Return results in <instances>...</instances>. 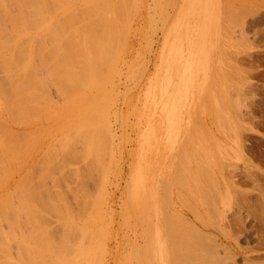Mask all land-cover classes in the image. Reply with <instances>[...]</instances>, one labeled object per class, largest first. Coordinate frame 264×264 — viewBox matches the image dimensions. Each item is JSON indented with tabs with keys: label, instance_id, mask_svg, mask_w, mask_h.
Segmentation results:
<instances>
[{
	"label": "rangeland",
	"instance_id": "obj_1",
	"mask_svg": "<svg viewBox=\"0 0 264 264\" xmlns=\"http://www.w3.org/2000/svg\"><path fill=\"white\" fill-rule=\"evenodd\" d=\"M28 1L0 0L33 66L21 98L0 61V264H175L179 209L209 222L206 260L264 264V0Z\"/></svg>",
	"mask_w": 264,
	"mask_h": 264
},
{
	"label": "bare ground",
	"instance_id": "obj_2",
	"mask_svg": "<svg viewBox=\"0 0 264 264\" xmlns=\"http://www.w3.org/2000/svg\"><path fill=\"white\" fill-rule=\"evenodd\" d=\"M32 1H33V0H32ZM32 1H31V2H32ZM87 1H88V2L90 1V2H91V1H93V0H87ZM108 1H109V0H108ZM121 1H122V0H121ZM121 1H120V3H121ZM140 1H141V0H140ZM157 1H158V0H157ZM160 1H161V0H160ZM28 2H30V1H28ZM31 2H30V3H31ZM76 2H77V1H76ZM84 2H85V1H84ZM88 2H87V3H88ZM98 2H99V1H98ZM98 2L95 1V2H93V4H92V2H91V4H92V10H91V11H92V12H94V10H95V9L93 8L94 3L97 4ZM100 2L103 4V2H102L101 0H100ZM105 2L108 3L107 0H105L104 3H105ZM111 2H112V0H111ZM113 2H116V4H117V3L119 4L118 0H117V1L114 0ZM113 2H112V3H113ZM85 3H86V2H85ZM106 3H105V4H106ZM23 4H24V3H23ZM79 4H82V3H79ZM91 4H89V5H91ZM98 4H100V3H98ZM105 4H103V5H105ZM109 4H110V2H109ZM116 4L114 3V5H116ZM121 4L125 5L124 3H121ZM156 4H157V3H156ZM26 5H28V3H26ZM35 5H36V4H35ZM35 5H34V6H35ZM89 5H87V7H88ZM110 5H112V4H110ZM110 5H109V6H110ZM21 6H22V4H21ZM21 6H20V7H21ZM34 6H33V7H34ZM64 6H65V5H64ZM84 6H85V4H84ZM112 6H113V5H112ZM120 6H122V5H120ZM120 6H119V8H120ZM154 6H156V5H154ZM157 6H158V5H157ZM29 7H30V6H29ZM85 7H86V6H85ZM87 7H86V8H87ZM90 7H91V6H89V8H87V9H85L86 11L89 10V11H87L88 13L91 12V11H90V9H91ZM125 7H126V5L124 6V9H126ZM130 7H131V6H130ZM158 7H159V6H158ZM24 8H25V7H24ZM63 8H64V7H63ZM105 8H106V7H105ZM110 8H111V7H110ZM110 8H109V9H110ZM119 8H118V9H119ZM27 9H28V7H27ZM30 9H31V8H30ZM93 9H94V10H93ZM109 9H108V11H107V9H106V12H107V13H105V14H108V13H109ZM111 9H112V11H113V10H116L115 6L112 7ZM118 9H117V10H118ZM131 9H132V8H131ZM5 10H6V9H5ZM80 10L82 11V8H81ZM100 10H101V11H102V10L104 11L105 9H103V6H102V8H101ZM120 10H121V8H120ZM133 10H134V9H133ZM76 11H77V10H76ZM81 11H79V12L81 13ZM124 11H125V10H124ZM22 12H23V11H22ZM74 12H75V11H74ZM84 12H85V11H84ZM92 12L88 14L90 17H91V15H92ZM104 12H105V11H104ZM113 12H114V11H113ZM113 12L110 11V14L112 13V15H113ZM116 12H117V11H115L114 13L116 14ZM125 12H126V11H125ZM18 13H19V12H18ZM77 13H78V12H77ZM82 13H83V12H82ZM85 13H86V12H85ZM85 13H84V14H85ZM120 13H122V10H121V12H119V16L121 15ZM126 13H127V12H126ZM29 14H30V13H29ZM100 14H101V13H100ZM102 14H103V13H102ZM127 14H128V13H127ZM23 15H24V14H23ZM85 15H87V14H85ZM124 15H126V14H124ZM129 15H131V14H129ZM8 16H9V15H8ZM19 16L22 18L21 15H19ZM77 16H78V14H77ZM81 16H82V15H81ZM101 16H102V15H101ZM107 16H108V15H106V17H107ZM121 16H122V15H121ZM135 16H136V15H135ZM23 17L25 18L26 16L24 15ZM115 17H116V15H115ZM123 17H124V16H123ZM123 17H122V18H123ZM127 17H128V16H127ZM127 17L125 18L126 20H127ZM14 18H15V16H14ZM48 18H50V17H48ZM117 18H118V17H117ZM120 18H121V17H119V19H120ZM122 18H121V19H122ZM11 19H12V16H11ZM22 19H23V18H22ZM28 19H29V17H28ZM28 19H25V20H28ZM30 19H32V18H30ZM101 19H103V16H102V18H100V20H101ZM104 19H105V18H104ZM106 19L108 20V22L110 21L108 18H106ZM17 20H19V19H17ZM25 20L23 19L24 22H25ZM48 20H49V19H48ZM82 20H83V19H82ZM94 20H96V19H94ZM94 20H93V21H94ZM100 20H96L94 23L96 24V22L99 21V22H97V23L101 24V23H100V22H101ZM113 20H114V17H113V19L111 20V23H112V22H113V24L116 23V25H115V27H116V26H117V22H116L117 19H116L115 21H113ZM14 21H15V20H14ZM14 21H13V22H14ZM30 21H32V20H30ZM43 21L46 22V20H43ZM50 21H51V20H50ZM50 21H49V22H50ZM52 21H53V20H52ZM102 21H103L102 23L105 24V22H104L105 20H102ZM120 21H121V20H120ZM122 21H123V20H122ZM16 22H17V21H16ZM26 22H27V25H28V21H26ZM33 22H34V20H33ZM45 22H44V23H45ZM123 22H124V21H123ZM20 23H21V22H20ZM42 23H43V22H42ZM47 23H48V22H46V24H47ZM55 23H56V22H55ZM63 23H64V22H63ZM71 23H72V20H71ZM111 23H110V24H111ZM121 23H122V22H120L119 24H121ZM124 23H125V22H124ZM127 23H128V22H127ZM127 23H126V24H127ZM15 24H16V23H15ZM15 24H14V25H15ZM17 24H18V23H17ZM104 24H103V25H104ZM14 25H13V26H14ZM19 25H20V24H19ZM22 25H23V24H22ZM27 25H26V26H27ZM41 25H42V24H41ZM41 25H37L36 28H38V26L40 27ZM43 25H44V24H43ZM49 25H51V24H49ZM56 25H57V23H56ZM56 25L54 26V28H56V30H57V27H58L59 29H61V27L63 26V24H60V25H61V26L59 25L60 27H59L58 25H57V27H56ZM69 25H70V24H68V27H67V28L65 27V29H68V30H69V29H70V28H69V27H70ZM71 25H73V24H71ZM79 25H80V24H79ZM101 25H102V24H101ZM106 25H107V24H106ZM106 25H104V26H106ZM64 26H65V25H64ZM87 26H88V25H87ZM87 26H86V27H87ZM91 26H92V25H91ZM104 26H102L101 28H103ZM109 26H110V25H109ZM111 26H112V24H111ZM16 27H17V26H16ZM16 27H15V28H16ZM20 27H21V26H20ZM20 27H18V28H20ZM93 27H94V25H93ZM95 27H97L98 29L100 28L98 25H97V26L95 25ZM107 27H108V25H107ZM107 27H106V28H107ZM119 27H121V26L119 25ZM123 27L125 28V26H123ZM21 28H22V27H21ZM21 28H20V29H21ZM26 28H27V27H26ZM26 28H25V29H26ZM47 28L49 29L50 26H48ZM51 28H52V25H51ZM51 28L49 29L50 31H48V32H50V33L52 32V33L49 35V37H50V36H52V37L54 36L55 39H56V42H57V40H59V38H57V35H58L57 33H58V32L55 30L56 32L54 33V29H53V31H52ZM89 28H90V27H89ZM101 28H100V30H101ZM110 28H111V27H110ZM16 29H17V28H16ZM16 29H15V30H16ZM20 29H18V30H19V33H21V31H22L23 28L21 29V31H20ZM25 29L23 30L24 33H25ZM98 29H97V30H98ZM112 29H113V27L111 28V30H112ZM114 29H115V30H113V32L115 33V32H116V29H117V31H118V26H117L116 28H114ZM120 29H122V28H120ZM120 29H119V30H120ZM72 30H73V28H72ZM90 30H92V29H90ZM93 30H94V29H93ZM97 30H96V32H99V31H97ZM109 30H110V29H109ZM109 30H108V34H107V29H106V31H103V34H104V35L107 34V36H105V40L107 39V42L110 43V37H109V36H110V32H109ZM125 30H126V28H125ZM61 31H62V30H61ZM61 31H59V32H61ZM84 31H85V30H84ZM94 31H95V30H94ZM122 31H123V30H122ZM122 31H121V33H123ZM14 32H15L14 37H16V36L18 35V32H17V31H14ZM38 32H39V31H38ZM74 32H75V31L73 30V33H74ZM87 32H89V29H88ZM16 33H17V35H16ZM26 33H27V31H26ZM44 33H45V31H44ZM71 33H72V32H71ZM73 33H72V34H73ZM78 33H79V30H78ZM99 33H100V32H99ZM12 34H13V33H12ZM54 34H56V35H54ZM80 34H81V33H80ZM95 34H96V33H95ZM123 34H124V33H123ZM20 35H21V34H20ZM32 35L35 36V34H32ZM69 35H70V34H69ZM99 35H100V34H99ZM99 35L97 36V40H96V39H95V40H96L97 42L100 41V43H99V47H100V44H101V46H102V50H101V52H102V51H106V55H107L108 52H110V50L108 51L109 45H108L107 42L104 40V35L101 34V35H102V39H103L102 41L104 42V43H103L104 45H103L102 42H101V40H99V39H101V35H100V38H99ZM112 35H113V33H111V38H112ZM114 35H115V34H114ZM116 35H117V34H116ZM121 35H122V34H121ZM12 36H13V35H11V36H7V37H9L8 39H6L7 42H4L5 39L2 41V37L0 38V46H2V47H3V46H5V47L7 46V49H8V47H9V48H11V50H12V51L10 52V54L8 55L9 58H8V57H4V56H5V55H4V56H3L4 58L1 57L2 59H0V61L3 63V65H4L5 68H6L5 70H6V76H7V78L9 79V81L11 82V84L13 83V84L15 85V87H14L13 84H12V90H13V87H14V92H15L16 94H18V93L21 94L20 96H21V98H22V97L25 96L24 94H23V96H22V93H26V89H27L26 85H25V86L23 85V83H26V82H25V81L22 82V79H24L23 76H25L26 74H28L27 71L31 70V69L33 68V66H31L32 64L30 65V67H32V68H30V67L28 66V65H29V62H30V55H31V54H29V52L27 51V49L29 48V47H28L29 44L26 43L27 41H24V42H25L24 45L27 44L28 46H26V47H28V48H25V49H24V47H22V45H21L20 42H18V41H17V42H14L15 40L12 42V40L10 39V37L12 38ZM18 36H19V35H18ZM22 36H23V35H22ZM26 36H27V38L30 37L29 34H26ZM26 36H25V38H26ZM62 36H63V34H62ZM88 36H90V33H89ZM91 36L93 37L92 34H91ZM91 36H90V40H89V41H93V39H91V38H92ZM95 36H96V35H95ZM58 37H59V35H58ZM60 37H61V36H60ZM82 37H83V36H82ZM119 37H121V36L119 35ZM119 37H117V39H118ZM17 38H18V40H19V37H17ZM33 38H34V37H33ZM40 38H41V37H40ZM42 38H43V36H42ZM9 39H10V40H9ZM21 39H22V38H20V41H21ZM71 39H72V36H71ZM88 39H89V38H88ZM113 39H115V38L113 37ZM113 39H112V40H113ZM16 40H17V39H16ZM25 40H26V39H25ZM28 40H29L30 44H31V42H33L32 40H30V38H29ZM67 40H68V39H67ZM112 40H111V41H112ZM121 40H122V39H121ZM1 41H2L3 43H5V44L1 43ZM8 41H11L12 43H10V42H8ZM42 41H43V40H42ZM68 41H69V40H68ZM72 41L75 42L76 40H75V41L72 40ZM72 41H71V42H72ZM115 41H116V40H115ZM118 41H119V40H118ZM21 42H23V40H22ZM29 42H28V43H29ZM36 42L40 43V45H41V42H40V41L37 40ZM8 43H9V44H8ZM75 43H76V42H75ZM93 43H94V41H93ZM7 44H8V45H7ZM42 44H43V42H42ZM56 44H60V43L57 42ZM66 44H67V47H69V46H68V42H66ZM72 44H73V43H72ZM72 44H71V45H72ZM77 44H78V43H77ZM79 44H80V43H79ZM88 44H90V43H88ZM96 44H97V43H96ZM105 44H106V45H105ZM114 44H115V43H114ZM116 44H117V43H116ZM69 45H70V43H69ZM71 45H70V47H71ZM92 45H93V44H92ZM57 46H58V45H57ZM61 46H62V45H61ZM65 46H66V45H65ZM72 46H73V47H74V46L76 47V45H74V44H73ZM79 46H80V45H79ZM81 46H82V45H81ZM90 46H91V45H90ZM107 46H108V47H107ZM110 46L113 47V44L111 43ZM67 47H66V49H68ZM75 47H74V48H75ZM77 47H78V46H77ZM3 48H4V47H3ZM42 48H43V47H42ZM42 48H40V49L42 50ZM59 48H60V46H59ZM80 48H81V47H78V49H80ZM82 48H83V47H82ZM110 48H111V47H110ZM115 48H116V47H115ZM64 49H65V48H64ZM76 49H77V48H75V50H76ZM78 49H77V50H78ZM111 49L113 50L114 47L111 48ZM9 50H10V49H9ZM13 50H14L15 52L17 51L16 53L19 52V53L17 54V56H18L19 54H21L20 56H22V57H19V56H18V57L23 59L22 65L19 66V64L17 65V63L15 62V58H16L17 56H15L16 54H15V52H14ZM59 51H62V52H61L62 54H65V53H66L65 56H69V57L66 58V61H68L69 58L71 59L70 55H71L72 53H70V55H67L68 53H67L66 51H63V49H61V48H60ZM59 51H58V52H59ZM81 51H82V50H81ZM81 51H80V53H82L83 51H86V50H83L82 52H81ZM89 51H90V50H89ZM114 51H115V50H114ZM58 52H57V53H58ZM74 52H75V51H74ZM76 52H79V51H76ZM111 52H112V51H111ZM111 52H110V53H111ZM39 53H40V52H39ZM39 53H38V56H39V58L41 59L40 56H44V55H42V53H44V51L41 52L40 55H39ZM59 53H60V52H59ZM112 53H113V52H112ZM77 54H79V53H77ZM84 54H87V53H84ZM84 54H83V55H84ZM89 54H91V53L88 52V56H89ZM93 54H94V53H92V55H90V56H93ZM101 54L104 55V53H101ZM116 54H117V52H116ZM32 55H33V54H32ZM80 55H81V54H80ZM83 55H82V56H83ZM103 55H102V56H103ZM55 56H56V58H57L58 56H62V55H58V56L55 55ZM65 56H64V57H65ZM82 56H81V57H82ZM90 56H89V57H90ZM104 56H105V55H104ZM108 56H109V55H108ZM115 56H117V55H115ZM62 57H63V56H62ZM62 57H58L59 60H61ZM72 57H75V53L73 54ZM76 57H79V55H77ZM85 57H87V55H86ZM106 57H107V56H106ZM19 58H18V59H19ZM43 58H44V57H43ZM60 58H61V59H60ZM79 58H80V57H79ZM83 58H84V57H83ZM16 59H17V58H16ZM33 59H34V58H33ZM33 59H32V60H33ZM70 59H69V60H70ZM86 59H88V58H86ZM95 59H98V58H95ZM99 59H100V58H99ZM99 59H98V60H99ZM57 60H58V59H57ZM75 60L79 62V60H82V59H75ZM75 60H74V62H75ZM84 60H85V59H84ZM93 60H94V58H93L92 61H90V62L93 63L94 65H99L98 60H94V62H93ZM115 60H116V59H115ZM51 61H52V60H51ZM54 61H55V60H54ZM85 61H86V60H85ZM100 61H101V60H100ZM103 61H104V65H106V64H105V61H107V60H104V59H103ZM108 61H109V60H108ZM70 62H71V61H70ZM78 62H77L76 65L79 66ZM95 62H96V63H95ZM65 63H66V64H65ZM67 63H69V62H64V65H63V66H61V64H62V63H61V64L58 66V65L54 64V62H53V65H56V68H58V69L55 70V67L52 66V67H54L53 69L55 70V73H57V74H58V73H62V74L64 73V74H65V72L62 71L63 69L60 70V69H61L60 66L63 67V68H65V65H66V67L68 66ZM91 63H90V65H91ZM109 63H111V64L114 65V63H112V62H110V61H109ZM80 64H81V63H80ZM84 64H85V63H84ZM84 64H82V65H84ZM93 64H92V65H93ZM107 64H108V62H107ZM111 64L108 65L109 68H110L111 66H113V65H111ZM86 65L88 66V64H86ZM92 65H91V66H92ZM102 65H103V62H102ZM57 66H58V67H57ZM69 66L71 67L72 64H71V65L69 64ZM69 66H68V67H69ZM80 66H81V65H80ZM85 67H86V66H85ZM95 67H98V66H95ZM100 67H101V66H100ZM29 68H30V69H29ZM75 68H76V67H75ZM77 68H78V70L80 71V70H82L84 67H83V68H79V67H77ZM77 68H76V70H77ZM86 68H87V67H86ZM111 68H113V67H111ZM111 68H110V69H111ZM110 69L106 70L105 73H103V74H106V73H107L108 75L111 74L110 72H112V71H109ZM68 70H69V69H68ZM68 70H67V71H68ZM76 70H71V71H74V72H72V73L74 74V73L77 72ZM85 70H86V69H85ZM89 70H90V69H88V71H89ZM111 70H112V69H111ZM58 71H60V72H58ZM75 71H76V72H75ZM88 71H87V72H88ZM100 71H101V70H100ZM108 71H109V72H108ZM69 72H70V71H69ZM69 72H67V73H69ZM85 72H86V71H84V74H86ZM93 72H94V70H93ZM93 72H91L92 75H93ZM98 72H99V71H98ZM98 72H97V73H98ZM101 73H102V71H101ZM57 74H56V75H57ZM94 74H96V73H94ZM71 75H72V74L70 73V74H69V77H71ZM90 75H91V74H90ZM96 75H98V74H96ZM108 75H107V76H108ZM60 76H61V75H60ZM65 76L68 77V74H66ZM87 76H88V73H87ZM33 77H34V79H36V75H34ZM33 77H31V78H33ZM69 77H68V78H69ZM78 77H79V76H78ZM78 77H77V78H78ZM88 77H89V76H88ZM92 77H95V76L93 75ZM27 78H29V76H28ZM57 78H60V77L57 75ZM63 78H64V77H63ZM80 78H81V77H80ZM98 78H100V77H98ZM101 78H102V75H101ZM27 80H28V79H27ZM82 80L84 81V78H82ZM82 80L77 81V83H78V82H81ZM93 80H94V79H93ZM74 82H75V81H74ZM74 84H76V83H74ZM78 84H79V83H78ZM79 85H80V84H79ZM24 87H26V88H24ZM16 88H17L18 92H17ZM75 88H76V85H75ZM14 95H15V94H14ZM20 96L17 97V99H18V98L21 99ZM14 97H15V96H14ZM15 98H16V97H15ZM15 100H16V99H15ZM13 101H14V99H13ZM13 103H14V102H13ZM16 104H17V103H16ZM16 104H15V105H16ZM189 168H190V167H189ZM185 184H186V183H185ZM203 188H204V186H203ZM189 191H190V190H189ZM189 193H190V192H189ZM191 193H192V191H191ZM192 194H193V193H192ZM209 194H210V193H209ZM204 195H206V194H204ZM192 196H194V195H192ZM207 197H208V196H207ZM207 197L205 196V199H206ZM209 197H210V196H209ZM192 198H193V197H192ZM207 199H208V198H207ZM211 199H212V198H211ZM195 203H196V202H195ZM200 204H201V202H200ZM196 205H197V204H196ZM193 207H195V206L193 205ZM201 207H202V206H201ZM170 210H171V209H170ZM181 210H182V209H181ZM181 210L179 209V210H178L179 212H178L177 214L180 215L179 217H183L182 220L184 221V223H185V222L188 223V225H187L188 227H186V226H185L186 224H184V223H179V222H178V223H179V224H182L184 227H186L187 229L189 228V229L192 230V231L187 230L186 228L184 229V228H182V226H181V228L179 227V229H178L177 231H175L174 229H172L171 231L169 230V231H170L169 236L171 235V236H170V241H171L172 245L176 247V248H173V249H175V250L177 249L176 252H177L178 255H176V253H174L175 250L173 251V249H172V251H173L174 254H173L172 252H171V253H172L173 255L179 257V252H178V251H180V250L182 251V252H181L182 254H180V255H183V259H182V256H181L180 258H178V260L180 259V262L177 261V262H176L177 264L183 262L184 260L186 261L185 263H187L188 259H189V261H191V259L193 260V258L196 259L198 255L200 256V258H199V256H198L199 259H197V260H200L199 263H200V262H204V261L206 260V258H204V256H202V255H203V254L206 255V254L203 253V251H205V250L207 251L206 247H207V248H210L211 242L208 241V242H209V245L207 244V245H208V246H207L206 243H208V242H206V243L204 242V244H203V243H200V241L198 242V241H195V240H199V239L202 237V233L204 234V232H205L204 229L207 228V226H208V224H207V222H208V221H207V218H206V221H207V222H205L204 217H202L201 214L197 213L196 216L193 218V222H192V221H189L188 219L184 218V217H188V216H186L183 212H181ZM209 211H210V210H209ZM214 211H215V210H214ZM191 212H192V211H191ZM214 213H215V212H214ZM210 214H212V212H211ZM206 215H207V214H206ZM215 215H217V214H215ZM174 216H175V215H174ZM207 216H208V215H207ZM217 216L220 218V220H222V215H221L220 213H218ZM215 217H216V216H215ZM216 218H217V217H216ZM217 219H218V218H217ZM182 220H181V221H182ZM181 221H180V222H181ZM218 221H219V219H218ZM176 222H177V220H176ZM210 222H211V221H210ZM174 223H175V222H174ZM208 223H209V222H208ZM175 224H176V223H175ZM210 224H211V223H210ZM210 224H209V225H210ZM177 226H178V225H177ZM211 226H213V225L211 224ZM167 228H168V227H167ZM216 231H217V230H216ZM219 231H220V230H219ZM199 234H200V235H199ZM209 234H210V233H209ZM221 235H222V234H221ZM196 236H200V238H198V237H196ZM204 237H205V236H204ZM201 240H202V239H201ZM203 240H204V238H203ZM194 241H195V242H194ZM205 241H206V240H205ZM216 243H217V242H216ZM216 243H215V245H214V243H213L212 245H213V246H216ZM218 244H219V242H218ZM201 245H202V246H201ZM204 245H205V246H204ZM212 245H211V247H212ZM220 245H221V244H220ZM222 245H223V244H222ZM203 246H204L205 248H204ZM217 246H219V245H217ZM224 246H225V245H224ZM212 248H213V247H212ZM212 248H211V251H212ZM215 248H216V247H215ZM215 248H214L213 250H218L217 248H216V249H215ZM185 251H186V253H184ZM196 251L199 252V253H197ZM206 251H205V252H206ZM209 251H210V249H209ZM209 251H207V252H209ZM211 251H210V252H211ZM228 251H229V249H228ZM189 252H190V253H189ZM194 252H195V253H194ZM207 252H206V253H207ZM212 252H214V251H212ZM215 252H216V251H215ZM187 253H189V255H188ZM193 253H194V255H193ZM196 253H197V255H196ZM184 254H186V257H187V256H189V257H187V258L184 257V256H185ZM190 254H191V255H190ZM207 255H208V254H207ZM190 256H192V257H190ZM194 256H195L196 258H195ZM201 256H202V258H204V260L201 259ZM206 257H208V256H206ZM174 258H175V257H174ZM174 258H172V259H173V260L177 259V258H175V259H174ZM184 258H186V259H184ZM190 258H191V259H190ZM208 258H209V257H208ZM208 258H207V260L205 261L206 263H207V261H208ZM170 260H171V259H170ZM181 260H183V261H181ZM202 260H203V261H202ZM209 260H210V259H209ZM175 261H176V260H175ZM175 261H171V263H172V262L174 263ZM191 262H193V261H191ZM191 262H190V263H191ZM208 262H211L212 264L215 263L213 260H212V261H208ZM213 262H214V263H213ZM222 262H223V260H222V261L220 260V261H217L216 264H219V263L222 264ZM173 263H172V264H173ZM176 263H175V264H176ZM199 263H198V264H199ZM211 263H209V264H211ZM191 264H192V263H191ZM200 264H201V263H200ZM202 264H203V263H202ZM204 264H205V263H204ZM207 264H208V263H207Z\"/></svg>",
	"mask_w": 264,
	"mask_h": 264
}]
</instances>
